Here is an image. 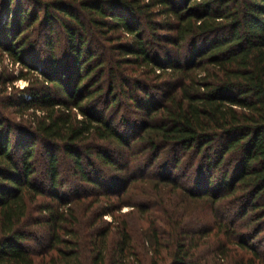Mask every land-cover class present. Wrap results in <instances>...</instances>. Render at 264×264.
<instances>
[{
  "label": "trees",
  "instance_id": "obj_1",
  "mask_svg": "<svg viewBox=\"0 0 264 264\" xmlns=\"http://www.w3.org/2000/svg\"><path fill=\"white\" fill-rule=\"evenodd\" d=\"M0 50V264H264V0H0Z\"/></svg>",
  "mask_w": 264,
  "mask_h": 264
},
{
  "label": "rangeland",
  "instance_id": "obj_2",
  "mask_svg": "<svg viewBox=\"0 0 264 264\" xmlns=\"http://www.w3.org/2000/svg\"><path fill=\"white\" fill-rule=\"evenodd\" d=\"M19 71H20V65L12 62L9 59V57L2 50H0V79H1V81H3V83H2L3 85L6 83V87H7L8 91L11 90L12 85L15 86L16 88H19V89H22L23 87L27 86V82L24 80H17L12 84H9L6 82L12 78H15L19 74ZM3 85H0V88ZM121 113H125V108L123 110H121ZM131 118H133V115H131ZM117 121H119V119ZM118 123H120V121ZM119 125H120L119 130L122 134H127V136H130V134L134 133V129L131 130V128H133V127H131V128L126 127L124 125H121V123ZM60 165H61L60 168H61L62 179L65 181L64 182L65 188H63L64 189L63 191H65V190L70 191V188L73 189V187L76 188V186L78 184H77V181L75 180V176L73 174L74 170L72 171L71 168H69L70 164H68V162H66L64 159H61ZM110 171L112 172V170L106 171V170L101 169L97 172L93 171L89 174L91 177H97L98 179L106 177V176L109 178L111 176ZM138 184L142 185V183H140V182ZM87 187H88V192H90L89 190H91V187L90 186H87ZM101 187H103V186H101ZM136 187H137L136 190H130L129 192L123 193L120 197H118L120 199H118L116 196H111L110 203L113 204L111 207L119 208V209H116L113 211L114 215L126 214L127 212H132V214L130 216L128 215L127 218L124 220L126 221L129 228L132 230V233L134 234V236H137L140 239L141 238L140 230L144 229V227H145V219L141 216V214L139 212L136 211V209L132 210V208L129 205H125V203H130V202L131 203L132 202L137 203V202H143L144 201L145 195L140 193L142 191V187H140V186H136ZM46 190H48V189H45V191ZM93 190H95V189H93ZM132 192H136V193H134V194H136V196H133ZM146 192H147L146 196H148L152 199L156 198V197H154L155 194L150 192V190H148ZM116 193H114V194H116ZM65 194H68V193L65 192ZM165 194H167L168 196L170 195V193H167V192ZM171 195H173V194H171ZM91 196H89V197H91ZM86 197H88V196H86ZM94 198H97V197H94ZM116 198H117V200H116ZM88 200L89 199H85V200L81 199V202H82V203H80L81 206L79 208H77V214L79 215V219H80V223H79L80 227L79 228H86L88 224L90 225V221L92 220V218L90 219V216H92L91 213H94V211H92V209L88 210V208L90 207V203ZM118 203H123L124 205H121L120 207H118ZM186 209H188V211H190V212L194 211L193 215L199 220V221H197V223H195V225H196L195 227H199L202 224H209L210 223L211 219H210V214H209V211L207 210V208L201 209V210H199V209L196 210V207L189 206ZM179 210L184 211L185 213L187 212V210H185V209H179ZM95 217H96V215H95ZM111 220H112V217L110 215H106L99 221L100 224L98 226L104 229V228L108 227V223ZM101 221H103V222H101ZM38 233L39 234H37V242L39 243V245L36 243L32 244V248L36 251V253L44 254V253H46L45 251L49 248L47 240H46L45 232H43V230H42L41 232H38ZM262 234H264V233H262ZM262 234L260 236H264ZM137 252H139L140 254H142V253L146 254L145 251H142V248L141 249L137 248ZM38 258H39V255H38V257H36V259H38ZM142 258L144 259V263H146L145 262L146 255H143ZM80 260L83 262V260H84L83 257H80Z\"/></svg>",
  "mask_w": 264,
  "mask_h": 264
}]
</instances>
